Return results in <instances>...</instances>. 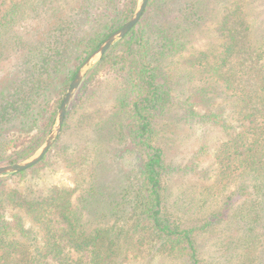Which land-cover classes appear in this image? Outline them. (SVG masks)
<instances>
[{
    "label": "trees",
    "instance_id": "1",
    "mask_svg": "<svg viewBox=\"0 0 264 264\" xmlns=\"http://www.w3.org/2000/svg\"><path fill=\"white\" fill-rule=\"evenodd\" d=\"M136 3L0 0V165L40 146L78 66ZM245 4L235 0L222 17L220 45L189 60L205 77L188 92L167 72L188 41L194 8L186 0H148L137 24L83 78L42 160L0 175V264H151L160 257L205 264L203 238L230 217L247 223L249 240L251 231L261 234L264 248V36L251 37ZM102 77L112 82L103 85ZM168 115L176 122L171 133L179 125L189 130L183 138L202 127L198 148L210 151L220 180L237 171L248 203L240 213L230 212L231 198L200 219L174 211L167 181L187 168L169 164L158 143ZM215 127L222 136L213 144L205 135ZM49 159L64 162L73 185L51 179ZM88 160L92 168H84Z\"/></svg>",
    "mask_w": 264,
    "mask_h": 264
},
{
    "label": "rangeland",
    "instance_id": "2",
    "mask_svg": "<svg viewBox=\"0 0 264 264\" xmlns=\"http://www.w3.org/2000/svg\"><path fill=\"white\" fill-rule=\"evenodd\" d=\"M186 1L191 7L193 6L194 10L192 15L196 21H194V25L191 27L192 29L187 34L188 41H186L181 57L168 59L170 65L167 73L170 81L176 86V89H180L179 87L183 86L184 88L190 89L187 90L190 92L192 91L191 87L201 84L200 78L202 77L203 79L205 75L199 72L198 67H192L189 60L194 59L199 55L201 50L209 51L220 45L222 37L217 31V26H219V23L225 14L234 10L235 0ZM245 1L246 4L243 9L248 12L247 22L251 23L253 28V34L251 37H263L264 0ZM213 57L214 54L210 52L207 59H212ZM188 71L191 72L188 76H192L193 79L190 83H184L183 81ZM101 80H103V85L106 86L112 82L106 77H102ZM176 92L177 91L175 90V93ZM192 93L193 92L190 94ZM106 96L110 97L108 94L105 95V97ZM194 99L196 102L197 99L199 100V98H196V95H194V98L192 97L191 100L194 101ZM110 106H112L111 99L106 101L105 104L106 108H110ZM196 106L195 108L197 109ZM173 119H175L174 116L173 118H170L168 115L159 121L160 125H163V123L165 124V128L163 131L162 129L159 131L157 140L165 149L166 160L169 164L177 166L176 168H187L186 171L180 169L179 171L171 172L167 181V195L169 200L170 202H173V206L175 205L180 210L178 211L174 206V211L183 215L184 219L190 217V215L192 216V214L195 218L200 219L210 211L219 210L223 202L227 198H231V200H229L232 202L230 212L232 213L233 209L236 208L235 210L240 213L241 209L238 207L241 204L248 203H246L247 200H244L246 193L242 191L241 193H238L237 191V188L239 187L238 184L240 183V180L235 177L237 171L234 172L232 169L230 176L222 174L220 180L221 169L216 168L215 165L212 168H209V163L212 159L210 157V151H208L206 146L198 148L200 144L198 140L201 135L202 127H193V130H196V133H193L192 135L189 134L188 138H183V134L189 133V130L186 126L179 125L178 129L176 128L175 133H171V129L176 126V122L171 121ZM221 136L222 133L220 132V128L215 127L212 132L205 135V139L209 140L210 143L213 142V144H216L219 142V139H221ZM51 151L54 153V149H51ZM50 160L52 161V159H49V161ZM117 165L118 161L114 163L115 168H118L119 165ZM47 168H56L53 174H51V179L54 181L67 183L69 185L74 184L73 174L65 169L64 162L58 164L53 162L49 164ZM84 168H92L90 160L87 161ZM111 172V170L108 171L107 177H109ZM115 177L112 174L110 178L111 181L114 180ZM246 184H248L247 180ZM233 220L234 219L230 217L227 223L222 222L221 225L217 226L216 232L213 231L212 235L208 234V237L203 238L206 240L204 241V253L202 255L205 264H264V248H259L261 234L256 233L259 235L257 236L254 231H251L253 232L252 234H254L253 236H255V239L253 238V241L251 239L249 240V236H247L245 229L247 223L244 221L240 223L239 220V223L236 222L232 224ZM227 225H230V227H227ZM225 230H228V233L224 234ZM247 240H249L248 243ZM228 241H231V243L226 246L221 245ZM151 264L172 263L168 258L160 257L157 260H154Z\"/></svg>",
    "mask_w": 264,
    "mask_h": 264
},
{
    "label": "water",
    "instance_id": "3",
    "mask_svg": "<svg viewBox=\"0 0 264 264\" xmlns=\"http://www.w3.org/2000/svg\"><path fill=\"white\" fill-rule=\"evenodd\" d=\"M148 0H137L136 7L131 14V16L117 29L111 32L93 51H91L78 66L73 78L68 84L66 91L60 101L58 106L54 122L44 138L40 146L27 158L15 162L0 165V175L19 172L25 170L30 166H33L40 162L43 156L48 152L53 143L55 142L57 136L59 135L62 124L64 122L65 114L68 105L74 96L78 86L82 82L85 75L88 73L89 69L95 64L100 57L120 38L126 35L130 29L137 24L140 20Z\"/></svg>",
    "mask_w": 264,
    "mask_h": 264
}]
</instances>
